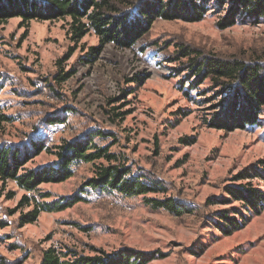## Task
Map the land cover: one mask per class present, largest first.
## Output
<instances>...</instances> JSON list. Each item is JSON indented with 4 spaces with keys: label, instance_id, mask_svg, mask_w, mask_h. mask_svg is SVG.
Here are the masks:
<instances>
[{
    "label": "rangeland",
    "instance_id": "1",
    "mask_svg": "<svg viewBox=\"0 0 264 264\" xmlns=\"http://www.w3.org/2000/svg\"><path fill=\"white\" fill-rule=\"evenodd\" d=\"M118 15L150 0H118ZM215 2L199 22L155 20L130 48L105 45L91 63L84 61L99 40L92 32L71 40L70 19L0 22V144L31 153L24 167L56 162L63 142L95 132L133 173L159 187L145 196L123 198L87 190L82 201L60 211H41L24 226L20 217L43 203L79 196L104 160L81 163L71 178L25 192L0 180V257L6 264H41L49 249L66 255L115 254L125 248L154 254L146 264H264V204L257 212L227 194L252 187L264 194V107L245 128L218 129L223 86L193 78L180 51L212 60L264 63V19L239 18L220 28L227 6ZM67 72L63 82L56 79ZM212 123V124H211ZM249 175V176H248ZM48 195V197H46ZM10 196V197H9ZM30 198L22 203V198ZM147 199H171L183 210L173 215ZM238 228L216 226L226 213ZM69 256L67 258H69Z\"/></svg>",
    "mask_w": 264,
    "mask_h": 264
},
{
    "label": "trees",
    "instance_id": "2",
    "mask_svg": "<svg viewBox=\"0 0 264 264\" xmlns=\"http://www.w3.org/2000/svg\"><path fill=\"white\" fill-rule=\"evenodd\" d=\"M212 0H150L135 9L134 17L130 14L118 15V0H0V22L19 18L23 23L30 21H54L70 19L71 40L78 42L85 34L92 31L99 40L98 47L90 48L85 57L87 63L97 58L101 49L107 44L118 48H130L140 39L157 19L182 20L190 23L204 19L206 13L213 9ZM214 10H222L227 6L220 28L233 26L239 18L258 23L264 19V0H213ZM181 57L187 58V73L193 78H209L223 86L228 98L221 104L222 119L213 123L218 129L232 130L245 128L257 122L264 107V63L245 62L240 60L224 61L201 58L193 55V51H180ZM72 76L67 72L57 78L63 82ZM11 118L0 115V132L2 123ZM212 124V123H211ZM106 134L95 132L82 139L63 142L54 147L57 160L53 165L37 169H26L24 165L37 156L44 148L42 145H31V153H23L17 147L0 144V180L14 182L25 192H36L44 183H60L73 175V168L81 163H92L104 160L106 164L97 167L94 177L87 180L79 196L63 198L61 201L43 203L40 208L22 215L20 225L32 223L41 211L54 212L71 207L83 200L82 194L87 190L99 193H115L123 198L145 196L157 192L159 187L144 175L133 173L130 167L117 164L119 158L109 152L108 146H98L93 142L95 136L106 138ZM249 176V175H248ZM227 194L241 202L247 209L257 212L264 204V194L252 187L229 189ZM10 197V196H9ZM48 197V195H46ZM30 198L24 196L22 203ZM147 203L155 209H163L173 215H181L183 210L171 199H147ZM226 213L217 215L216 226L224 234H231L238 228L234 219ZM58 253L53 249L42 254L41 264H146L154 258V254L143 253L125 248L115 254L101 253L97 256H81ZM0 264H6L0 257Z\"/></svg>",
    "mask_w": 264,
    "mask_h": 264
}]
</instances>
